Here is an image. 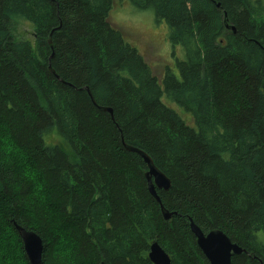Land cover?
Masks as SVG:
<instances>
[{
	"label": "trees",
	"instance_id": "trees-1",
	"mask_svg": "<svg viewBox=\"0 0 264 264\" xmlns=\"http://www.w3.org/2000/svg\"><path fill=\"white\" fill-rule=\"evenodd\" d=\"M124 2L153 10L176 67L155 74L110 21ZM123 142L170 179V223ZM190 218L245 249L231 264H264V0H0V264H29L13 222L42 264H153V241L208 264Z\"/></svg>",
	"mask_w": 264,
	"mask_h": 264
},
{
	"label": "water",
	"instance_id": "water-1",
	"mask_svg": "<svg viewBox=\"0 0 264 264\" xmlns=\"http://www.w3.org/2000/svg\"><path fill=\"white\" fill-rule=\"evenodd\" d=\"M218 6L219 3H216ZM225 26L232 31L235 29L228 25L227 18L225 17ZM51 30L48 35L47 42L50 48H53L51 37L55 29ZM53 55V52H52ZM51 55V56H52ZM51 73H54L50 68ZM112 114L111 108H101ZM124 147L130 151L137 153L145 163L147 171L144 172L147 188L154 200L160 203L161 213L163 219L170 223L172 221L173 212L167 210L160 201V197L157 194V190L169 191L171 188L170 179L155 166L153 160L143 150L133 147L123 142ZM15 229L22 241L24 253L26 255L29 264H42V252H43V240L34 231L27 230L24 227L13 222ZM189 227L191 233L194 235L196 244L201 250L208 264H231V259L234 255H239L245 251L244 248L239 246L236 242H233L221 229L213 228L208 232H203L201 228L190 218ZM148 258L153 264H172L171 257L161 247L157 241H153L149 247ZM260 264H263L259 260ZM103 264V263H101Z\"/></svg>",
	"mask_w": 264,
	"mask_h": 264
},
{
	"label": "rangeland",
	"instance_id": "rangeland-1",
	"mask_svg": "<svg viewBox=\"0 0 264 264\" xmlns=\"http://www.w3.org/2000/svg\"><path fill=\"white\" fill-rule=\"evenodd\" d=\"M109 19L138 45L155 74L160 76L165 66L176 67L177 62L184 59L182 48L177 53H173V49L166 39L165 29L156 21L152 9L141 10L124 2L115 5L110 12ZM15 34L18 38H28L32 41L34 39V30L27 25L20 28L19 32ZM44 141L47 145L59 146L71 160H74L73 151L68 146L66 139L56 129L45 133Z\"/></svg>",
	"mask_w": 264,
	"mask_h": 264
}]
</instances>
